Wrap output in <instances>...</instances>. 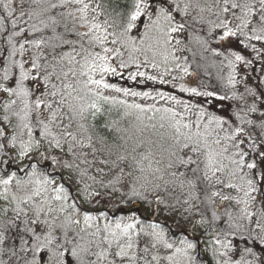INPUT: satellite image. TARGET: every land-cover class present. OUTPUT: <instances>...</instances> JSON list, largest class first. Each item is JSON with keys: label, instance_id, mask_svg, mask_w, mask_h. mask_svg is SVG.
Wrapping results in <instances>:
<instances>
[{"label": "snow or ice", "instance_id": "snow-or-ice-1", "mask_svg": "<svg viewBox=\"0 0 264 264\" xmlns=\"http://www.w3.org/2000/svg\"><path fill=\"white\" fill-rule=\"evenodd\" d=\"M0 264H264V0H0Z\"/></svg>", "mask_w": 264, "mask_h": 264}, {"label": "trees", "instance_id": "trees-1", "mask_svg": "<svg viewBox=\"0 0 264 264\" xmlns=\"http://www.w3.org/2000/svg\"><path fill=\"white\" fill-rule=\"evenodd\" d=\"M113 82H117V81H113ZM119 83H121V84H126L127 83V81H119ZM134 86V85H133Z\"/></svg>", "mask_w": 264, "mask_h": 264}]
</instances>
